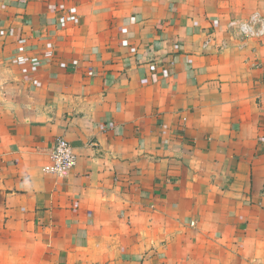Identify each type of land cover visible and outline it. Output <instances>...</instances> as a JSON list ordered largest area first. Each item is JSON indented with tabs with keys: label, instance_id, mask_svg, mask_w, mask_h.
<instances>
[{
	"label": "crops",
	"instance_id": "crops-1",
	"mask_svg": "<svg viewBox=\"0 0 264 264\" xmlns=\"http://www.w3.org/2000/svg\"><path fill=\"white\" fill-rule=\"evenodd\" d=\"M1 5L54 54L34 87L0 40V264H264V36L227 27L264 0Z\"/></svg>",
	"mask_w": 264,
	"mask_h": 264
},
{
	"label": "built area",
	"instance_id": "built-area-1",
	"mask_svg": "<svg viewBox=\"0 0 264 264\" xmlns=\"http://www.w3.org/2000/svg\"><path fill=\"white\" fill-rule=\"evenodd\" d=\"M56 8L58 9L54 14L59 30H65L68 26L78 23V12L75 6ZM7 10V6H0V40L15 51L10 60V65L21 74L25 82L34 87H39L40 82L37 79V74L43 62L53 58L54 46L50 42H44L43 52L41 54L35 53L30 31L27 29L23 31L24 25L18 26L11 19L2 17V14L5 15ZM227 27L233 35L242 38L260 39L264 36V24L255 15L250 16L245 21H231ZM167 71V67L163 68L161 75L166 74ZM76 161L77 158L71 145L64 138H57L43 172L57 178H64L74 169Z\"/></svg>",
	"mask_w": 264,
	"mask_h": 264
}]
</instances>
